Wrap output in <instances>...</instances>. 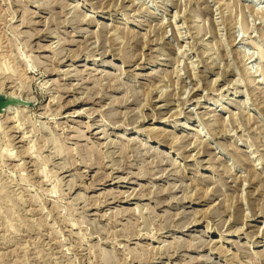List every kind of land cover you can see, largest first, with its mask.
<instances>
[{
	"label": "rangeland",
	"instance_id": "obj_1",
	"mask_svg": "<svg viewBox=\"0 0 264 264\" xmlns=\"http://www.w3.org/2000/svg\"><path fill=\"white\" fill-rule=\"evenodd\" d=\"M262 57L264 0H0V264H264Z\"/></svg>",
	"mask_w": 264,
	"mask_h": 264
},
{
	"label": "bare ground",
	"instance_id": "obj_2",
	"mask_svg": "<svg viewBox=\"0 0 264 264\" xmlns=\"http://www.w3.org/2000/svg\"><path fill=\"white\" fill-rule=\"evenodd\" d=\"M90 16V15H89ZM171 25V24H170ZM178 30V29H177ZM154 40V39H153ZM262 51V50H261ZM262 58H264V57H262ZM231 70V69H230ZM148 102V101H147ZM243 104H245V102H243ZM181 108V107H180ZM218 121H220V118H218ZM182 129H180L179 131H178V133H181V130H190V131H195L197 134H198V136L200 137L201 136V132L200 131H197V130H195V129H192V128H190L189 126H187V124H183L182 126ZM177 137V136H176ZM181 137H179V139H180ZM136 140V138H134V141ZM196 141V140H195ZM200 142V144H202L203 146V151H206V150H208L209 149V147H208V145H206L205 143H203L202 141H199ZM200 146V145H199ZM206 149V150H205ZM203 151H202V153H203ZM201 152V151H200ZM232 158V157H231ZM169 159H171V157H169ZM251 170V169H250ZM239 232V231H238ZM223 240L222 239H220V237H218L217 239H215V241H214V243L215 244H218V243H221Z\"/></svg>",
	"mask_w": 264,
	"mask_h": 264
},
{
	"label": "water",
	"instance_id": "obj_3",
	"mask_svg": "<svg viewBox=\"0 0 264 264\" xmlns=\"http://www.w3.org/2000/svg\"><path fill=\"white\" fill-rule=\"evenodd\" d=\"M17 103L14 99L6 98L3 95H0V113H3L4 110L10 109L13 105Z\"/></svg>",
	"mask_w": 264,
	"mask_h": 264
}]
</instances>
